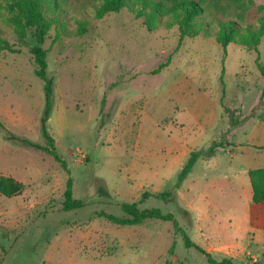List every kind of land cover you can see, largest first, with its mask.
Instances as JSON below:
<instances>
[{
	"label": "rangeland",
	"instance_id": "374dc122",
	"mask_svg": "<svg viewBox=\"0 0 264 264\" xmlns=\"http://www.w3.org/2000/svg\"><path fill=\"white\" fill-rule=\"evenodd\" d=\"M215 1L201 17L208 33L183 39L176 25L149 31L127 9L95 19L92 0L62 5L41 47L54 79L46 128L67 172L7 139L45 145L44 92L29 52L33 30L22 43L0 0V175L24 185L0 195V264H208L172 222L119 226L103 217L122 216V203L172 213L212 259L264 264V208L251 202L248 181V169L264 167V38L248 51L215 36L239 15L242 30L257 26L264 0H245L244 10ZM183 148L212 154L175 186L180 171L168 179L169 162ZM69 177L83 206L64 211ZM164 191L171 197L157 196Z\"/></svg>",
	"mask_w": 264,
	"mask_h": 264
},
{
	"label": "trees",
	"instance_id": "16d2710c",
	"mask_svg": "<svg viewBox=\"0 0 264 264\" xmlns=\"http://www.w3.org/2000/svg\"><path fill=\"white\" fill-rule=\"evenodd\" d=\"M10 11L13 13L12 21L16 26V33L19 40L23 43L28 29L33 30V37L37 43L29 49L35 65V76L43 81L44 92V112L41 117V135L45 140V145H39L28 139L18 138L9 134L7 139L18 141L23 146L40 150L51 156L67 172L66 161L56 152L55 142L46 128L53 106V86L54 79L47 75L46 50L41 45L47 36L49 29L54 25L57 17L62 13V5L68 0H6ZM246 4L251 1L231 0V6L235 10H244ZM218 8L215 0H92V8L95 19H102L110 13H117L124 9L129 10L136 18L144 20V24L149 31L155 29L160 23L171 27L176 25L179 30L180 39L193 38L201 33H208L207 25L201 20L206 8ZM263 7H259L262 10ZM242 17L239 15L237 21H225L218 24L215 34L217 42L226 48L231 43H239L248 51H255L260 40L264 38V16L258 18L257 26H249L241 29L238 21ZM86 31L85 23L81 22L77 34ZM17 52V51H13ZM258 61V59H257ZM167 63L161 64L154 73L160 72ZM261 69V67H259ZM263 72L264 70L261 69ZM227 111V109H225ZM225 111V112H226ZM212 153L205 156L201 151L192 152L177 175L175 186H179L185 176L192 170L194 164L200 156L209 157ZM249 182L252 191V202L255 204L264 203V167L251 169L248 171ZM24 189V185L9 176L0 175V195L10 198L19 195ZM72 180L69 177L65 184L64 201L62 209L64 211L77 209L83 206L82 201L73 199ZM171 191L159 193V198H170ZM147 194L143 193L140 202H144ZM122 216L103 214L109 222L119 226L141 225L147 220H161L172 222L174 231L179 234L187 248H195L207 258L208 264H231L229 259L217 261L212 259L210 254L192 242L184 230L177 224L172 213L163 214L159 208L139 209L137 203H122Z\"/></svg>",
	"mask_w": 264,
	"mask_h": 264
},
{
	"label": "crops",
	"instance_id": "0c3cea01",
	"mask_svg": "<svg viewBox=\"0 0 264 264\" xmlns=\"http://www.w3.org/2000/svg\"><path fill=\"white\" fill-rule=\"evenodd\" d=\"M218 119H219V115L216 114L215 117H213V123H212L211 128H214L215 126H217ZM190 154H191L190 151H188L186 148H183L178 153H174L172 155V157L170 158V162H169L168 179H172L175 175H177V173L183 168L184 164L187 162ZM249 170L250 169H248V171ZM248 181H249V177H248ZM244 183H246V181H244ZM249 186H250V182H249ZM250 189H251V186H250ZM250 195H251L250 198L252 202V191ZM255 205H261L259 208H264V203L255 204ZM188 208L193 209L192 206H189ZM252 226L253 225H249L250 229L252 228Z\"/></svg>",
	"mask_w": 264,
	"mask_h": 264
}]
</instances>
